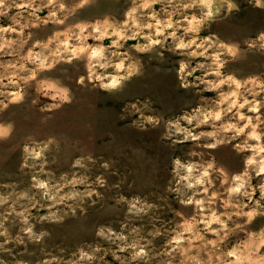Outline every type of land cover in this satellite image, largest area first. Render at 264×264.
Here are the masks:
<instances>
[{
	"label": "clouds",
	"instance_id": "9594fccd",
	"mask_svg": "<svg viewBox=\"0 0 264 264\" xmlns=\"http://www.w3.org/2000/svg\"><path fill=\"white\" fill-rule=\"evenodd\" d=\"M106 3L116 11H99ZM245 5L264 14V0H0V114L39 105L47 125L51 113L76 102L73 84L123 102L119 120L132 118L125 127L158 132L169 150L163 190L185 210L166 223L156 215L166 200L120 195L118 227L95 226L96 243L50 247L53 233L43 226L77 218L86 202L95 207L98 189L111 190L103 173L116 175V161L77 155L71 173L57 176L49 154L60 143L29 135L17 168L27 185L0 182V264H264V64L254 73L245 67L250 57L264 60V24L232 40L213 31ZM140 57L174 76L195 103L162 118L151 100L124 99L145 77ZM14 133L13 122H0V143ZM185 144L186 154L176 155ZM221 152L239 167L218 160ZM97 164L102 172L93 177Z\"/></svg>",
	"mask_w": 264,
	"mask_h": 264
},
{
	"label": "rangeland",
	"instance_id": "374dc122",
	"mask_svg": "<svg viewBox=\"0 0 264 264\" xmlns=\"http://www.w3.org/2000/svg\"><path fill=\"white\" fill-rule=\"evenodd\" d=\"M116 11L110 3L104 5V9ZM89 13L88 15H91ZM98 14V13H97ZM119 13L117 12V15ZM264 24V14L252 12L246 5L244 11L239 14L235 22L226 26H214L222 39H237L246 32L255 30ZM43 35V33H41ZM167 56V53H165ZM145 63V77L143 80H134L129 86L124 99L128 102L143 101L149 99L162 118L174 115L181 110L184 101L195 103L196 98L183 90L176 89L174 76L166 77L163 72L156 73L153 65L147 62L146 57H140ZM174 63L175 57H168ZM264 64V60L250 57L245 66L246 71L254 73L258 71V65ZM235 66H233L234 68ZM82 72V69H81ZM75 76L76 73H73ZM77 100L69 106H64L51 113L52 119L47 125L40 123L41 113L39 105L30 103L20 106H12L6 113L0 114V122L11 121L15 124L13 139L6 143H0V182H14L26 186L28 176L18 172L20 148L26 142V137L31 135L38 142L54 138L60 143V151L49 154L50 170L57 176L61 173H71L70 163L77 155H91L98 162L101 160H115L112 171L116 175L103 173L109 183V189H98L102 200H96V206L92 207L86 202L83 205L84 212L77 213V218L68 219L63 225H44L53 233L52 240L48 241L50 247H65L69 250L81 243H96L93 232L95 226L111 224L118 227L123 220V208L113 212L116 206L113 200L120 195H140L152 202L161 203L165 211L156 215L166 223L175 219L174 211L185 212L176 205L175 201L164 192V184L171 179L169 176L170 158L169 150L158 140L156 131L140 133L135 129L125 127L131 123V119L119 120V112L123 108V102L115 103L107 100L100 92H88L79 89L74 84ZM34 96V93H29ZM207 96L214 95L206 93ZM40 103H47L40 98ZM25 115L29 119H25ZM190 145L179 146L176 155L186 154ZM57 157L56 164H51V157ZM218 160H222L230 167L238 168V161L229 158V154L221 152L215 154ZM102 172L98 164L90 175L93 177ZM119 185L116 188L115 185ZM95 199V198H93ZM186 214V213H185ZM159 226V225H158ZM148 225H145L147 230ZM159 246L162 241L155 242ZM111 261V256L107 257Z\"/></svg>",
	"mask_w": 264,
	"mask_h": 264
},
{
	"label": "bare ground",
	"instance_id": "6f19581e",
	"mask_svg": "<svg viewBox=\"0 0 264 264\" xmlns=\"http://www.w3.org/2000/svg\"><path fill=\"white\" fill-rule=\"evenodd\" d=\"M229 26H226L225 28L227 29Z\"/></svg>",
	"mask_w": 264,
	"mask_h": 264
}]
</instances>
